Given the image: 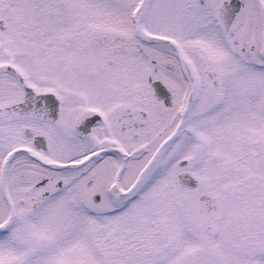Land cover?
Instances as JSON below:
<instances>
[{
    "label": "snow or ice",
    "instance_id": "snow-or-ice-1",
    "mask_svg": "<svg viewBox=\"0 0 264 264\" xmlns=\"http://www.w3.org/2000/svg\"><path fill=\"white\" fill-rule=\"evenodd\" d=\"M0 264H264V0H0Z\"/></svg>",
    "mask_w": 264,
    "mask_h": 264
}]
</instances>
